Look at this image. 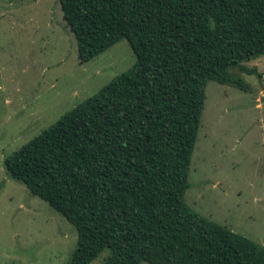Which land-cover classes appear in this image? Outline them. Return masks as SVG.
I'll use <instances>...</instances> for the list:
<instances>
[{
    "label": "trees",
    "instance_id": "16d2710c",
    "mask_svg": "<svg viewBox=\"0 0 264 264\" xmlns=\"http://www.w3.org/2000/svg\"><path fill=\"white\" fill-rule=\"evenodd\" d=\"M84 64L134 65L4 159L77 231L69 264H264V246L184 201L209 81L264 56V0H58Z\"/></svg>",
    "mask_w": 264,
    "mask_h": 264
},
{
    "label": "rangeland",
    "instance_id": "374dc122",
    "mask_svg": "<svg viewBox=\"0 0 264 264\" xmlns=\"http://www.w3.org/2000/svg\"><path fill=\"white\" fill-rule=\"evenodd\" d=\"M134 63L122 39L81 64L58 0H0V264H69L76 229L11 179L4 159ZM241 66L254 69H230L246 90L207 83L184 201L264 246V56Z\"/></svg>",
    "mask_w": 264,
    "mask_h": 264
},
{
    "label": "water",
    "instance_id": "95a60500",
    "mask_svg": "<svg viewBox=\"0 0 264 264\" xmlns=\"http://www.w3.org/2000/svg\"><path fill=\"white\" fill-rule=\"evenodd\" d=\"M254 105H258V103H255Z\"/></svg>",
    "mask_w": 264,
    "mask_h": 264
}]
</instances>
